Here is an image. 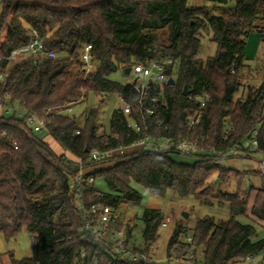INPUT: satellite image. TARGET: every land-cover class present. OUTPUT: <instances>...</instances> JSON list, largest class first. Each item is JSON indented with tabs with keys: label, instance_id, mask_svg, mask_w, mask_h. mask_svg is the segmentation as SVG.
I'll use <instances>...</instances> for the list:
<instances>
[{
	"label": "trees",
	"instance_id": "obj_1",
	"mask_svg": "<svg viewBox=\"0 0 264 264\" xmlns=\"http://www.w3.org/2000/svg\"><path fill=\"white\" fill-rule=\"evenodd\" d=\"M190 1L1 0L0 73L8 77L5 85L0 83V98L10 92L14 106L44 119L49 138L62 151L56 152L15 113L0 116V234L11 240L26 228L34 240L32 257L13 264H93L95 256L97 264H109L112 259L106 251L83 239V221L74 206L77 194L71 187L77 167L64 151L84 156L91 148L116 149L146 134L204 139L201 146L209 153L198 156L195 164L177 162L169 152L141 150L122 157L113 166L94 171L92 175L103 180L109 192L96 186L86 191L89 206L111 207L117 221L121 207L141 204L143 196L135 185L156 197L174 190L206 206L229 207L228 220L207 217L196 224L192 246H203V264H236L264 250V239L256 240L254 225L238 220L251 216L264 222V188L250 205L254 187L243 193V175L223 165L225 157L214 154L238 145L246 153L258 129L256 152L264 155V61L252 65L247 59L251 35L264 34V0H201L218 7L230 4L221 15ZM31 29L39 32L45 49L57 57L25 55L15 66L1 60L28 43ZM205 33L217 50L203 60L199 53ZM87 45L93 48L94 65L88 74L81 60ZM167 58L175 61L168 76L176 84L165 85L154 116L134 113L142 133L128 128L122 109L114 111L110 133L98 125L100 107L72 116L62 111L79 106L91 93L101 98L100 104L117 95L136 108L139 97L133 87L111 77L134 65ZM185 88L189 95L184 94ZM197 114L202 119L191 129L189 121ZM233 181L237 186L231 190ZM163 220L161 211L145 210L147 252L160 237ZM125 230L126 246L140 250L130 244L132 225L128 223ZM182 234L179 228L172 235L168 255L175 245H182L179 254L191 249L180 242Z\"/></svg>",
	"mask_w": 264,
	"mask_h": 264
},
{
	"label": "built area",
	"instance_id": "obj_2",
	"mask_svg": "<svg viewBox=\"0 0 264 264\" xmlns=\"http://www.w3.org/2000/svg\"><path fill=\"white\" fill-rule=\"evenodd\" d=\"M1 2V0H0ZM28 43L20 46L13 50L9 56L1 58L10 62L15 66L21 57L25 55H33L38 58H53L57 55L55 53H49L44 46L43 39L39 32L35 29H31L27 33ZM92 46L87 45L81 56L84 71L90 73L94 65L92 63ZM175 61L167 58L162 61H148L146 63H140L134 65L131 68V74L133 79L127 84H130L138 94V103L136 108L126 103L122 98L119 97L123 104L122 113L128 118V128L138 134L142 133V125H140L133 117L134 113L139 115L154 116L159 109L160 99L164 95L165 85L169 83L171 79L168 76V71L174 66ZM8 74L0 73V83H4ZM77 106L71 105L64 108V112L73 113ZM0 112L6 115L15 113L18 118L24 119L25 123L31 127L32 132L35 134H42L44 131L48 132L47 122L33 113H28L26 110L20 107H16L12 104V97L10 92H5L0 98ZM201 115L197 114L192 117L189 121V127L195 128L201 121ZM258 129L254 131L251 136L252 148L258 149ZM77 136L80 135V131H77ZM204 139L199 141L185 138L176 140L170 137H155L146 134L141 139L120 146L116 149L108 150H97L91 148L86 150L84 156H77L69 151L65 152V157L71 163L75 162L77 167V176L72 183V190L77 194L74 206L77 212L81 215L83 225L81 233L83 239L91 243L93 246L99 247L106 251L112 259L109 264H161V259L155 258L151 250L155 249V244L150 247V251L145 250V245L140 247V250L133 251L131 247L126 246L128 237L126 234L125 227L120 230H112V225L116 222L114 220V210L108 206L92 205L89 206L84 193L89 189H93L96 186L97 180L92 175L95 167H87V165H100L103 163H109L118 161V159L127 155H132L138 151L144 150L149 152H169L179 154L182 156H202L209 153V150L203 146ZM137 149V150H135ZM131 150V151H129ZM219 157H237L238 155L244 154L240 151V146H235L226 152H215ZM97 170V169H96ZM258 172L264 175V162L258 163ZM98 196L102 197V193H98ZM170 224V219L165 218L162 222L161 227L167 228ZM114 237V242L110 241L111 237ZM184 243L191 245L183 258L170 259V262H184L185 260L190 261L194 256L193 238L187 236ZM180 246L175 245L174 250H178ZM173 251V249H172ZM171 251V252H172ZM84 257V254H82ZM253 259L249 257L248 260ZM97 256L94 258L93 264L96 263ZM191 262V261H190Z\"/></svg>",
	"mask_w": 264,
	"mask_h": 264
},
{
	"label": "rangeland",
	"instance_id": "obj_3",
	"mask_svg": "<svg viewBox=\"0 0 264 264\" xmlns=\"http://www.w3.org/2000/svg\"><path fill=\"white\" fill-rule=\"evenodd\" d=\"M191 5L194 6H206L208 11L211 13H215L216 15L223 14L224 11L228 10L231 5L218 7L210 2H202L201 0H191ZM3 12V5L0 3V15ZM263 24V23H262ZM264 25V24H263ZM257 35V36H256ZM252 37L249 38L248 46L250 47L249 55L252 59L250 63L252 65L257 64L258 61H264V34H252ZM259 37V38H258ZM217 46L216 44L211 42V35L204 34L202 38L201 50L199 53V58L206 60L209 57H212L216 54ZM133 79L132 75H125L124 72L119 71L111 77V80L119 83H128ZM259 84V82L257 83ZM101 98L97 97L95 94L91 93L87 100L81 103L76 107V110L70 114L72 115H80L87 111H90L94 108L100 107V119L98 118L99 123L102 124L106 133H110L111 130V119L115 110L122 109L123 104L121 103L119 97L117 95L105 98L104 103L100 104ZM3 112H0V115H3ZM81 129V128H80ZM40 138L47 140V142L51 145V147L56 151L61 153V149L57 146V144L48 136V132L44 131L42 134H38ZM247 147H249V143H246ZM251 149V148H250ZM249 149V150H250ZM254 149V148H252ZM137 150V149H135ZM256 149H254L255 151ZM131 151V150H129ZM260 154V153H259ZM264 155L261 153L257 155L254 159H243V158H233L230 159L227 163V166L232 168L233 170L240 171L243 175L244 179L242 181V192L246 193L251 185L254 187V193H252L250 197V205H252L254 201V197L257 192L264 188V175L255 171L254 166L256 162L262 160ZM170 157L180 163L185 164H195L198 161V157L195 156H182L179 154H170ZM249 158V157H248ZM264 162V159L262 160ZM117 161L105 163L101 166H97L94 168H107L116 164ZM214 176L213 179H215ZM245 180V181H244ZM216 189L220 186L221 182L218 180L216 182ZM237 186V183L233 181L231 190H234ZM136 190H138L142 196V202L139 206H123L119 211V219L112 225V230H120L125 227L128 223L132 225L133 231L132 236L130 238V244L136 247H142L144 245L143 232L145 225L142 221V217L146 209H155L161 211L163 214V219L169 218L170 224L167 228H160L159 230V238L155 243V249L151 250V254L153 253L155 258L161 259V264H169L170 259H177L178 257L183 258L185 255L181 252V254L177 253L178 250H174L168 255V243L172 235L179 228L182 229L183 234L180 237V242H185L187 236L194 237V230L196 228V224L199 220L205 219L207 217L213 218L216 222H220L222 220H228L230 217L229 207L227 205L223 207H219L218 205L214 206H206L203 202L194 197H182L176 191L171 190L167 193L165 197H156L148 193L146 190L139 186H134ZM96 188L102 192H109V188L104 183L103 180H98L96 183ZM224 190L226 187H222ZM250 191V190H249ZM251 212H249V215ZM184 214L188 215V218L184 217ZM239 222L243 224H252L256 228L257 238L256 240L264 239V222H256L251 216L248 217H239ZM23 230V229H22ZM19 240H21V245L24 250L33 249V237L29 233L27 229L20 232L17 236ZM16 239V238H15ZM13 240V239H12ZM10 241V240H6ZM111 242H114V237L110 238ZM177 246H182L177 245ZM180 249V248H178ZM194 256L190 261L184 262H170L171 264H203V246H195L194 245ZM179 254V256H178ZM170 256V257H169ZM11 259V258H10ZM8 257L2 260V264H7V261L10 260ZM236 264H264V250L253 257L251 260L239 261Z\"/></svg>",
	"mask_w": 264,
	"mask_h": 264
},
{
	"label": "crops",
	"instance_id": "obj_4",
	"mask_svg": "<svg viewBox=\"0 0 264 264\" xmlns=\"http://www.w3.org/2000/svg\"><path fill=\"white\" fill-rule=\"evenodd\" d=\"M257 36V35H256ZM252 37V36H251ZM250 37V38H251ZM259 38V37H258ZM250 47H247V59H252L249 55V51ZM1 116V115H0ZM261 154V153H260ZM259 153L256 152V150L254 151V149H250L248 150L246 153L242 154L239 158H243V159H254L256 158L257 155H260ZM249 157V158H248ZM263 157V156H262ZM234 157L231 158H226L222 163L223 165H225L226 167L230 168L229 166H227V163L230 159H233ZM264 159V157L262 158V160ZM261 160V161H262ZM256 162L254 169L256 172H258L257 167H258V163ZM232 169V168H231ZM240 172V171H239ZM260 173V172H258ZM23 228L22 232L24 231ZM16 238V239H15ZM13 238V240L11 239L10 241H6L5 237L3 234H0V264H2V260L6 257H8L10 260L7 261V264H13L16 261H20L22 259L25 258H30L33 255V249L30 250H24L22 248L21 245V240H19V238L15 237Z\"/></svg>",
	"mask_w": 264,
	"mask_h": 264
},
{
	"label": "water",
	"instance_id": "obj_5",
	"mask_svg": "<svg viewBox=\"0 0 264 264\" xmlns=\"http://www.w3.org/2000/svg\"><path fill=\"white\" fill-rule=\"evenodd\" d=\"M124 74L127 75V76H129V75L131 74V68H127V69L124 71ZM175 84H176V82H175L174 79H170V80H169V85H175ZM263 87H264V83L261 85V88H263ZM184 94H185V95H189V94H190V91H188L187 88H185V90H184ZM184 217H185V218H188V215H187V214H184Z\"/></svg>",
	"mask_w": 264,
	"mask_h": 264
}]
</instances>
